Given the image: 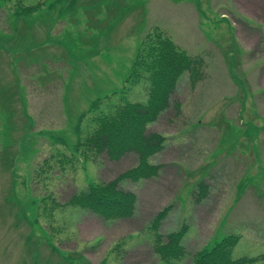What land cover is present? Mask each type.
I'll list each match as a JSON object with an SVG mask.
<instances>
[{
    "label": "rangeland",
    "instance_id": "1",
    "mask_svg": "<svg viewBox=\"0 0 264 264\" xmlns=\"http://www.w3.org/2000/svg\"><path fill=\"white\" fill-rule=\"evenodd\" d=\"M155 38L196 73L146 125L165 138L149 157L158 174L119 182L136 194L133 215L104 220L68 200L138 156L76 144L99 118L147 103ZM166 206L161 234L188 227L179 260L154 250L150 223ZM231 234L234 258L264 264V0H0V264H193Z\"/></svg>",
    "mask_w": 264,
    "mask_h": 264
},
{
    "label": "trees",
    "instance_id": "2",
    "mask_svg": "<svg viewBox=\"0 0 264 264\" xmlns=\"http://www.w3.org/2000/svg\"><path fill=\"white\" fill-rule=\"evenodd\" d=\"M151 44L154 49V59L143 63V68L147 72H153L147 103H128L117 108L112 115L99 118L91 133L76 144V150L83 149L86 157L89 154L92 157L105 154L111 160H118L127 152H134L138 156L136 166L107 182L91 181L86 189L77 192L68 200V205L92 211L104 220L128 218L133 215L136 194L120 188L119 182L124 179L138 181L158 174L160 166L149 162V157L163 149L165 138L154 132L146 133V125L169 106V95L180 75L185 71H191L193 80L196 73L197 61L178 52L170 40L155 38L154 43ZM138 58L139 55L136 59ZM133 63V74H137L140 64L137 60ZM206 189L207 187L204 186L199 200L206 196ZM169 209L170 206H166L158 211L150 223V227L154 230V250L162 261L179 260L185 255L182 238L187 232L186 224L166 235L159 232L161 222ZM238 239L237 235L231 234L221 238L208 249L204 246L195 254L193 264L256 262L257 259L250 256L237 258L232 256Z\"/></svg>",
    "mask_w": 264,
    "mask_h": 264
},
{
    "label": "crops",
    "instance_id": "3",
    "mask_svg": "<svg viewBox=\"0 0 264 264\" xmlns=\"http://www.w3.org/2000/svg\"><path fill=\"white\" fill-rule=\"evenodd\" d=\"M249 195H250V196H253V197L255 196V197H258V198L261 197V195H260L259 192H258V194H256V193H254V191H252V190L250 191ZM260 199H261V198H260Z\"/></svg>",
    "mask_w": 264,
    "mask_h": 264
}]
</instances>
